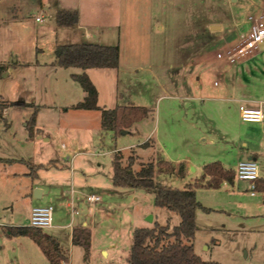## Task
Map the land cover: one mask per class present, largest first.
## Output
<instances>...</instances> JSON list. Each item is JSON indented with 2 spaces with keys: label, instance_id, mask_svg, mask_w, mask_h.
I'll return each instance as SVG.
<instances>
[{
  "label": "rangeland",
  "instance_id": "1",
  "mask_svg": "<svg viewBox=\"0 0 264 264\" xmlns=\"http://www.w3.org/2000/svg\"><path fill=\"white\" fill-rule=\"evenodd\" d=\"M40 1L0 0V105H6L4 110L0 109V186L6 182L3 178L5 173L23 170L24 165H29L27 162L22 164L17 160L19 158L29 161L31 165L52 160L61 166H69L74 162V166L80 168V165L85 163L93 171L98 169L104 178L112 172L114 151L123 154L124 163H127L130 155H134L139 162L156 158L159 149L154 146L152 140V146H149L150 130L155 126L159 112L162 116L159 123L164 127L163 117L168 108L166 103L171 102L163 98L157 101V98L164 92L171 95L178 93V89L185 88L182 74L176 75L177 81L174 83L164 78L166 82H163V89L159 88L153 79H144L148 75L143 72L134 75L131 99L134 102L146 97L149 102L157 101L152 109L154 118L143 120L141 128H138L140 124H135L128 134L114 135L104 130L98 111L84 112L70 108L82 100L83 91L70 73L81 70L75 67L63 68L55 64L52 42H61L62 34H53V30L64 28L57 25L56 13L41 9ZM97 3L106 13L108 9L118 13L120 11V19L117 21H139L136 26L138 28L139 24L143 23L142 32H136L134 25L131 27V51L160 52L159 60L162 63L169 62L166 63L169 65L172 61L179 63L190 58V61L193 60L197 65V55L206 52L208 45H212V37L207 34L206 24H223L226 33L233 13L229 0H97ZM261 3L264 6V0H261ZM37 17H42L43 21H37ZM157 19L165 24V32L161 35H150L148 25ZM51 62L58 70L52 67ZM184 65L182 62L178 67ZM10 68L12 71L4 76ZM199 68L204 69L202 66ZM201 70L190 84H194L197 77L203 74ZM87 71L96 81L98 70ZM209 78L213 84L216 77L211 74ZM96 82L102 84V81ZM100 88L99 105L112 107L116 102L113 94L115 86L102 84ZM173 88L178 89L175 92ZM19 101L25 104L14 103ZM172 102L170 105L178 114H182L184 108H193L189 101ZM218 106L217 104L215 109L214 125L210 121H202L199 124L208 131H212L214 126L216 128L214 136L220 144L208 151L223 159H231V152H227L231 150V146L227 147L223 141L227 132L234 135L237 128L235 122H230L224 117ZM203 109L202 111L208 112L206 105ZM202 111L193 110V113L200 114ZM33 116L34 123L31 120ZM159 134H162V128L153 137H158ZM237 140L233 142L240 144ZM145 142L147 145L143 144ZM235 147L232 145V148ZM68 156L70 159H67ZM6 159L15 161L7 164ZM135 167L138 168V165ZM192 173L190 174L199 175L200 171L198 169L196 173ZM156 180L163 186L181 189L190 182L187 178L166 174L157 175ZM17 186L20 188L21 184ZM247 186L246 181L237 178L235 187L222 185L218 189H197L199 202L211 209L205 211L199 208L196 213L198 229L192 242L196 253L203 260L216 261L219 264H264V195L251 196ZM133 191L135 190L132 189L131 193L124 192L128 202L118 205L117 215L131 214L132 224L135 222L134 216L141 211L142 216L145 215L144 218L140 217L137 223H133L139 227H154L156 223L170 226L179 224L180 216L166 207L157 206L152 194L145 190ZM20 197L15 195V200H19V203ZM128 221L123 222L119 234L110 232L107 235L110 240L113 238L114 242L118 240L124 248H132L133 243V232L129 233V227L126 226ZM2 237L0 235V261L12 264L1 247ZM45 259L40 252V260L35 264H49Z\"/></svg>",
  "mask_w": 264,
  "mask_h": 264
},
{
  "label": "crops",
  "instance_id": "2",
  "mask_svg": "<svg viewBox=\"0 0 264 264\" xmlns=\"http://www.w3.org/2000/svg\"><path fill=\"white\" fill-rule=\"evenodd\" d=\"M40 2L42 10L56 14L61 9H76L78 11L79 16L76 24L60 26L64 28L62 30H53V34H62L61 42H52L54 50L58 44L70 43L94 42L119 45L118 68H92V70H98L96 81H102L103 85L115 86L117 91L114 89L113 94L116 102L112 107L133 103L153 109L160 98L171 100V102L166 103L168 108L163 117L165 120L164 127L159 123L162 117L159 112L157 113L156 124L150 130L148 142L150 143L149 146H152L150 142L152 140L154 146H157L156 148L159 149L158 156L175 164L184 163L186 165L187 174L182 177L183 179L187 178L192 182L202 174L203 166L209 162L220 161L225 167L236 170L240 161L252 159L259 164L261 180H264V119L260 123L244 122L241 120L239 111L240 105L261 107L264 111V43L257 53L238 63L231 64L217 58L218 52L235 44L241 34L250 30V22L247 20L248 14L264 12L261 0H229L231 11L233 10L234 14L232 13V21L227 24L226 33L223 24L211 26L207 23V34L212 37V45H208L206 52L197 55L199 57L197 65L193 63V60L190 61V58L188 61H182L185 65L181 67H178V64L182 62L172 61L170 65L166 64L169 62L162 63L159 60L160 52L131 51V27L134 25L136 32H142L143 23H140L138 28L136 26H138L139 21H117L120 19V11L118 13L108 9L106 13L98 5L97 0H41ZM244 10L245 13H243ZM148 32L150 35H161L165 32V24L158 19L152 21L148 25ZM38 50H43V48H38ZM51 64L58 70L53 62ZM199 66L204 69L201 70ZM200 70L203 74L197 77L194 84H190V82H194V77ZM11 71V68L8 69L4 76H7ZM139 72L147 74L148 76H145L144 79H153L161 89L164 88L163 82L170 80L173 83L176 82L177 74H182L181 79L186 85H184L185 88H177L178 91L175 90L176 87L173 88V91L178 93L169 95L164 92L162 96L157 98L156 102L155 100L149 102L146 97L133 102L131 83H135L134 75ZM73 73H70V76ZM211 74L216 77L213 84L210 83L211 78L209 76ZM88 75L96 85L99 94L98 99H100L102 84L99 85L92 74L88 73ZM85 96L86 92L83 90L82 99ZM172 100L189 101L193 108L186 109L183 107L184 112L178 114L170 105L173 103ZM217 104L220 107V112L224 113V117L230 122H235L237 128L234 135L227 132L228 134L224 136L225 140L223 141L227 147L231 146V150L227 151L228 153L231 152V159L228 157L223 159L221 156H216V153L208 151H212L213 147L220 144L214 136L216 128L214 126L212 131H208L199 124L202 121H210L214 125ZM205 105L208 112L202 111ZM193 110H199L202 113H193ZM211 111L212 114L209 113ZM149 118H154V116L151 114L143 120H149ZM143 120L136 123L140 124L138 128H141ZM160 128H162V134L153 137ZM127 131V133L122 134H128L131 130ZM233 140H237L240 144H235ZM146 142L143 144L147 145ZM232 145L236 147L232 148ZM67 159H70V156ZM17 160L22 164L27 162L29 165H24V169L18 170L19 172L15 170L5 173L3 178L6 182L0 186V208H2L0 224L4 227L0 229V235L3 236L1 247L12 264H35L40 260V252L42 251L29 236H11L8 234L7 228L29 225L32 208L48 204L54 206L53 221L52 226L44 230L59 242L68 256V264H131V246L124 248L118 240L114 242L113 238L110 240L111 238L107 235L110 232L119 234L123 222L127 220H129L126 223L128 224L126 226L129 227V233L139 227L134 226L136 224L133 223H137L140 217L144 218L145 215L142 216L141 211L134 216L135 222L132 224L131 214L124 215L123 213L121 216L120 214L117 215L116 211H118V205L128 202V197L125 196L126 193L124 192L131 193L132 189L135 190L133 192H139V190L144 189L116 187L112 182V172L104 178L97 168L93 171L85 163L80 165V168H76L74 162L69 166L65 164L61 166L50 160L47 163H41L45 166L33 171L29 161L23 158ZM5 161L8 162L7 164H12L15 160L6 159ZM190 166L192 167L191 171ZM198 169L199 175L193 174ZM191 172L193 175L190 174ZM236 180L237 177L233 184L224 182L223 185L235 187ZM17 184H21L20 188ZM36 188L41 189L37 196L34 195ZM145 192L147 191L145 190ZM90 194L99 195L100 200L87 201V196ZM138 194L141 195L142 193ZM15 195L21 196L20 203L19 200H15ZM2 210L3 213H1ZM77 227L90 230L91 245L88 251L73 243V230ZM44 257L46 262L51 264L45 255ZM0 264L5 263L0 261Z\"/></svg>",
  "mask_w": 264,
  "mask_h": 264
},
{
  "label": "trees",
  "instance_id": "3",
  "mask_svg": "<svg viewBox=\"0 0 264 264\" xmlns=\"http://www.w3.org/2000/svg\"><path fill=\"white\" fill-rule=\"evenodd\" d=\"M76 9H61L57 14V24L61 27L72 26L78 22ZM55 64L63 68L75 67L81 71L71 74L86 92V96L72 105L81 110H98L101 126L114 135L131 130L133 126L152 114V109L133 103L119 104L107 108L98 103V89L88 73L92 68H118L120 59L119 45H106L94 42L58 44L54 50ZM24 105L22 101L14 102ZM6 105H0L4 110ZM35 122V116L31 119ZM50 164V163H48ZM138 165V168L135 167ZM33 171L45 165H31ZM159 174L185 177L187 168L184 163L175 164L163 159L139 162L134 155L123 162V154L115 151L112 158V182L116 187L141 188L154 195V203L166 207L180 216L177 225L156 223L154 227H136L133 230L131 264H219L216 261L203 260L195 251L192 240L197 232L196 213L199 208L209 211L197 199L199 188L218 189L224 182L233 184L236 170L225 167L220 161L209 162L203 166L202 174L185 188L163 186L156 180ZM259 190L264 189V180L258 181ZM11 236H29L37 243L51 264H68V256L59 242L47 234L44 229L27 226L8 227ZM72 240L87 251L91 245V233L88 228L77 227L73 230Z\"/></svg>",
  "mask_w": 264,
  "mask_h": 264
},
{
  "label": "built area",
  "instance_id": "4",
  "mask_svg": "<svg viewBox=\"0 0 264 264\" xmlns=\"http://www.w3.org/2000/svg\"><path fill=\"white\" fill-rule=\"evenodd\" d=\"M37 21L42 22V17H37ZM247 20L250 22V30L241 34L237 42L226 47L224 51L217 53V58L227 63H238L239 61L257 53L264 43V12L248 14ZM241 120L244 122L260 123L264 119V111L261 107H250L240 105ZM236 177L248 183L251 196L257 194L264 195V189L259 190L258 181L261 180L259 164L252 159L242 160L236 168ZM100 200L97 194L87 196V201L95 202ZM54 206L52 204L35 206L30 214V226L37 228H49L52 226ZM2 224H0V229Z\"/></svg>",
  "mask_w": 264,
  "mask_h": 264
},
{
  "label": "water",
  "instance_id": "5",
  "mask_svg": "<svg viewBox=\"0 0 264 264\" xmlns=\"http://www.w3.org/2000/svg\"><path fill=\"white\" fill-rule=\"evenodd\" d=\"M127 132H128L127 130L122 131V133H127ZM40 192H41V189L36 188V189L34 190V195L37 196V194L40 193ZM151 218H152V217H151Z\"/></svg>",
  "mask_w": 264,
  "mask_h": 264
}]
</instances>
